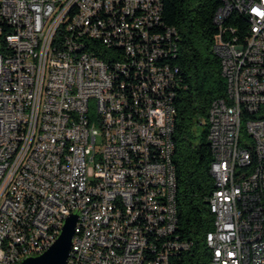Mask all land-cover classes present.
Here are the masks:
<instances>
[{"label":"built area","instance_id":"1","mask_svg":"<svg viewBox=\"0 0 264 264\" xmlns=\"http://www.w3.org/2000/svg\"><path fill=\"white\" fill-rule=\"evenodd\" d=\"M162 9L0 0V264L43 252L73 213L66 264H181ZM213 21L226 93L208 110V264H264V0H221Z\"/></svg>","mask_w":264,"mask_h":264},{"label":"trees","instance_id":"2","mask_svg":"<svg viewBox=\"0 0 264 264\" xmlns=\"http://www.w3.org/2000/svg\"><path fill=\"white\" fill-rule=\"evenodd\" d=\"M220 2L163 0L161 18L178 33L177 52L172 58L173 65L178 68L172 100L175 108L172 163L176 176V232L181 239L191 242L190 249L181 254V264H208L209 261L210 252L204 239L213 227V215L207 199L215 182L210 172L208 110L214 99L226 93L220 59L212 50L213 38L218 33L213 17ZM243 20L244 16L235 15L227 24H242Z\"/></svg>","mask_w":264,"mask_h":264},{"label":"water","instance_id":"3","mask_svg":"<svg viewBox=\"0 0 264 264\" xmlns=\"http://www.w3.org/2000/svg\"><path fill=\"white\" fill-rule=\"evenodd\" d=\"M76 222V214L67 216L55 241L43 252L23 258L19 264H66Z\"/></svg>","mask_w":264,"mask_h":264}]
</instances>
